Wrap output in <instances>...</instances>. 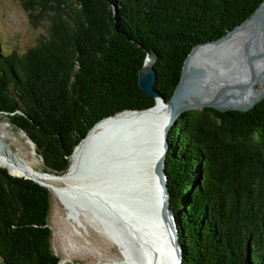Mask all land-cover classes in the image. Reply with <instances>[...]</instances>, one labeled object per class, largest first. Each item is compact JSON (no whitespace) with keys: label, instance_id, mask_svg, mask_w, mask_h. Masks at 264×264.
I'll return each mask as SVG.
<instances>
[{"label":"trees","instance_id":"16d2710c","mask_svg":"<svg viewBox=\"0 0 264 264\" xmlns=\"http://www.w3.org/2000/svg\"><path fill=\"white\" fill-rule=\"evenodd\" d=\"M264 0H22L49 35L24 52L0 46V114L65 173L100 120L153 106L139 85L147 53L169 100L193 48L221 38ZM39 9L40 14H35ZM170 207L183 264H264V97L246 111H184L169 133ZM47 187L0 166L2 264H57Z\"/></svg>","mask_w":264,"mask_h":264},{"label":"water","instance_id":"95a60500","mask_svg":"<svg viewBox=\"0 0 264 264\" xmlns=\"http://www.w3.org/2000/svg\"><path fill=\"white\" fill-rule=\"evenodd\" d=\"M263 7H264V1L257 7V9L253 12V14L249 18H245L243 22L235 26L232 30H230L221 38L195 46L185 60L181 80L177 85L173 96L169 100H167L166 97H164L161 94V92L155 87L157 82V71L154 65L156 61V57L152 56V54L150 53H147L144 64L141 66V68H139V72H138L139 85L141 89L147 93V95L149 94L155 97L156 100L155 104L149 108L127 109L124 111H120L114 115L108 116L98 121L89 130L87 135L78 143V146H76V148L73 151L72 155L78 149L81 150L85 138L90 134V132H92V130L98 124H100L103 121L115 118L118 115L124 113L125 114L145 113L146 111L153 109L157 105L158 100H160L162 104L169 105L171 111L169 118L164 125V132L162 137L163 152L156 163V167L154 171V184L156 191L158 192V194L156 192L155 197L154 196L151 197L150 187H148L149 189L146 191L148 192L149 195L146 196L145 194L143 196H140L139 194L140 189L141 190L145 189V187L143 186L146 180L144 176H140L142 163L145 161V159L143 160V154L136 153L134 152L136 150L133 149L131 152H134L135 154L132 155L133 156L132 159L130 160L123 159V161H118V162L116 159L115 162H112L115 163L114 167H111V163L110 164L106 163L105 165L103 159L107 156H112V157L115 156L114 154L117 153V151L122 152L124 150H127V148L130 145L131 146L134 145V147L141 146L146 149L150 148L154 140L153 139L154 129L153 126L151 125L153 122L156 121V119L160 120L161 116H154L142 120L130 121L133 123V125L136 124L139 125L140 123L146 124L147 132L143 134L146 135V137H142V138L137 137L139 135L132 137L123 136L116 140H112L108 143H105V145L100 144L98 141L94 144H91L85 149L82 148L83 151H80L81 156L79 162L83 164L82 166L84 168L82 171L87 173L88 175L96 174L99 177H103L102 184L100 185L96 184L94 192H100V193L101 191L106 192L108 196L110 195L112 196L114 201L117 199L115 197L120 198L119 193L128 194L129 191L131 192V186L134 187V189L132 190L134 191V194H133V198L130 201V204L129 203L123 204V206L120 205V207L121 206L123 207L122 210L123 216L124 217L126 215L128 216L127 218H129V220H125V221H128L127 224L132 229V231L138 230L139 232L140 230H143L142 233L140 232L141 236L137 235V237H139V242H140V249H141L140 253L142 251L149 250V253L152 252L154 255L156 251L155 246L161 245L160 242L163 240L161 239L163 237L162 234L166 236V234L168 233L170 236L171 246L174 250V254L177 260L176 264H183L184 248H183V244L180 241V232H179L177 217L174 211L172 210V208L170 207V202H169V197H170V192L168 187L169 178L166 171V160L169 150V133L173 124L176 123L177 119L184 111L192 110V109H201L204 107H213L221 111H225L229 109L246 111L264 97V70H263L264 68H262V66L259 64L258 61L259 59L264 60ZM248 24H250V26L246 30L247 32H245V34L243 35V37L241 38L239 44H237V47L235 49L236 56L234 62L236 64V67H238V69L241 68V71H239L240 73H238L239 77L241 79L244 78L241 88L239 89L237 88V90L231 92H224L209 96V95L192 94L190 91L182 87L183 80L187 72L189 58L191 57L192 53L197 47L207 44L217 43L222 39L231 35V33L234 34L238 32L242 28L246 27V25ZM199 73L201 72L197 71L195 75L199 76L200 75ZM257 82H260V87L263 88V91L260 93L258 97L254 98L250 102H244L248 93L251 91L254 85H256ZM29 140L33 143L35 147L34 142L31 139ZM35 152L37 154L36 149ZM69 168L63 174H58L56 172L50 170H44V169H42L39 174L40 177H42L43 179H46L48 177L59 178L65 176V174L68 173ZM9 173L13 174L10 170ZM22 176L26 178H31L37 181L38 183H40L41 185L47 187L46 183L43 180L36 179L35 177L26 174ZM94 198H92L91 201H89L90 203H88L87 201L86 203L89 204L90 206L92 204L96 205ZM141 198H147L148 201H143L141 203L140 202ZM98 207L96 206V209ZM112 207H114V205ZM90 208H92V206ZM132 214H134L135 216H132ZM162 226H164V230L162 229ZM57 264H59V262Z\"/></svg>","mask_w":264,"mask_h":264},{"label":"bare ground","instance_id":"6f19581e","mask_svg":"<svg viewBox=\"0 0 264 264\" xmlns=\"http://www.w3.org/2000/svg\"><path fill=\"white\" fill-rule=\"evenodd\" d=\"M249 26L250 24L246 25V27L242 28L238 32L234 34L231 33V35L217 43L197 47L189 58L187 72L183 80L182 87L190 91L192 94L209 96L224 92H231L237 90V88H241L244 78L241 79L239 77L238 73H240L239 71H241V68L238 69L234 62L236 56L235 49L245 32H247L246 30L249 28ZM258 61L262 68H264V60L259 59ZM197 71L201 72L199 73V76L195 75ZM254 87L248 93L244 102H250L254 98L258 97L263 91L262 87H260L259 89H255ZM170 111L171 110L169 105L162 104V102L158 100L157 105L153 109L146 111L145 113H124L118 115L115 118L103 121L98 124L85 138L82 148L85 149L91 144H94L98 141L100 144L105 145V143L116 140L123 136L132 137L139 135L137 137H146V135H143L145 132H147L146 124L140 123L139 125H133V123L130 121H137L149 117L161 116L160 120L156 119V121L151 125L154 129V140L150 148L146 149L141 146L134 147V145H130L127 150H124L122 152L117 151V153L114 154L115 156H107L103 159L105 165L106 163H111V167H114L115 163L112 162H115L116 159L117 162L123 161V159L130 160L133 158L132 155L135 154L134 152L143 154V160L145 159V161L142 163L140 176H144L146 180L143 186L145 187V189H140L139 194L140 196H143L145 194L146 196L149 195L146 191L149 189L148 187H150V195L151 197H155L157 191L154 184V171L156 163L163 152L162 137L164 132V125L169 118ZM8 138L9 135L6 132L5 126L0 123L1 166L8 167V169L13 174H26L35 177L36 179L43 180L53 196L73 209L74 213L82 212V214L84 213L86 216L90 215L94 217L91 218L90 216H88V220L99 233L106 236L112 242L128 245V247L131 249L130 244H128V242L124 238L118 237L115 233H113V230L109 229L105 225L103 226L101 222L99 223L98 219L93 213V210H91L92 208H90V205L86 203L85 198L91 201V199L94 198L95 195L97 197L98 194L101 198H109V200L111 201L112 196H108V194L103 191H101V193L94 192L96 184H102L103 177H99L96 174L88 175L87 173L82 171L84 169L82 166L83 164L79 162L81 156L80 151H83L82 148L81 150L78 149L71 156V165L68 173L65 174V176L59 178L48 177L46 179H43L39 174L42 169L37 166L38 158L35 154V147L33 143L29 140V143L31 145L30 149H27L23 145L19 146L17 149H13L9 145V143H7L6 139ZM133 149L136 151L131 152ZM133 189L134 187L131 186V192L129 191L128 194L119 193L120 198L115 197L117 198L116 201H126V204H130V201L133 198L134 194V191H132ZM124 195L126 198L124 197ZM88 200L87 202L90 203ZM143 201H148V199L141 198L140 202L142 203ZM162 229L164 230V226H162ZM162 236L163 237L161 239L163 240L160 242L161 245L155 246L156 251L154 255L152 252L149 253V250L142 251L141 253L137 254L131 249L130 258L120 259L109 264H176L177 260L174 254V250L171 246L170 236L168 233L166 234V236L163 234ZM62 263L63 262H61V264Z\"/></svg>","mask_w":264,"mask_h":264},{"label":"rangeland","instance_id":"374dc122","mask_svg":"<svg viewBox=\"0 0 264 264\" xmlns=\"http://www.w3.org/2000/svg\"><path fill=\"white\" fill-rule=\"evenodd\" d=\"M51 13L52 10L44 15L40 23L35 24L30 12L25 9L22 0H0L1 48L7 52L17 50L22 53L38 44L41 39L49 35ZM35 14H40V10H35ZM254 86L255 89H259L260 82H257ZM0 123L5 126L9 135V138L6 139L7 143L13 149H17L22 145L27 149L31 148L29 138L25 132L12 125L6 115L0 114ZM36 156L38 158L37 166L43 169L42 159L37 154ZM6 168L8 169V167ZM50 194L52 204L50 214H48V224L53 233V250L60 258L59 264L61 262H63L62 264H109L120 259L130 258L131 249L137 254L140 253V242L137 235L141 236L143 230L139 232L138 230L132 231L127 224L128 221H125L129 220L127 215L124 217L122 214V206L126 204V201H113V198L111 201L109 198H101L98 194L95 198L96 205L92 204L91 206L99 223L101 222L103 226L105 225L113 230V233L118 237L124 238L130 244L131 249L128 245L112 242L99 233L88 220L90 215L86 216L82 212L74 213L73 209L53 196L51 191ZM85 200L88 199L85 198ZM113 205L114 207H112ZM120 205L122 206L120 207ZM96 206L99 207L96 209ZM132 216L135 215L132 214ZM0 264H2L1 258Z\"/></svg>","mask_w":264,"mask_h":264}]
</instances>
